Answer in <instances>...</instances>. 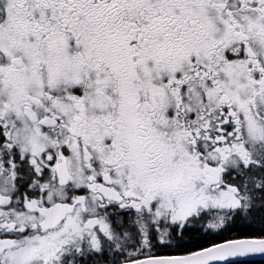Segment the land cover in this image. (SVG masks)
I'll list each match as a JSON object with an SVG mask.
<instances>
[{
  "label": "snow or ice",
  "instance_id": "1",
  "mask_svg": "<svg viewBox=\"0 0 264 264\" xmlns=\"http://www.w3.org/2000/svg\"><path fill=\"white\" fill-rule=\"evenodd\" d=\"M0 264H264V0H0Z\"/></svg>",
  "mask_w": 264,
  "mask_h": 264
}]
</instances>
